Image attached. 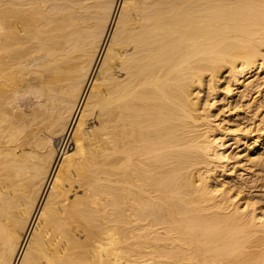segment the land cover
I'll use <instances>...</instances> for the list:
<instances>
[{
    "label": "bare ground",
    "instance_id": "6f19581e",
    "mask_svg": "<svg viewBox=\"0 0 264 264\" xmlns=\"http://www.w3.org/2000/svg\"><path fill=\"white\" fill-rule=\"evenodd\" d=\"M0 264H264V0H0Z\"/></svg>",
    "mask_w": 264,
    "mask_h": 264
},
{
    "label": "rangeland",
    "instance_id": "374dc122",
    "mask_svg": "<svg viewBox=\"0 0 264 264\" xmlns=\"http://www.w3.org/2000/svg\"><path fill=\"white\" fill-rule=\"evenodd\" d=\"M223 83V82H222ZM222 83H221V85H222ZM221 98H218V101H217V106L214 108V110H216L215 112H217V113H222V112H220V110H222V111H226V113L225 114H222L220 117H218L219 119H222V121H223V123L224 124H226L225 122L227 121L226 119H227V114H228V107L227 106H225L224 104H223V102H221V100H220ZM226 103V102H225ZM218 109V110H217Z\"/></svg>",
    "mask_w": 264,
    "mask_h": 264
}]
</instances>
